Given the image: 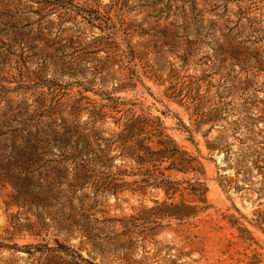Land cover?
Returning a JSON list of instances; mask_svg holds the SVG:
<instances>
[{
    "label": "rangeland",
    "instance_id": "obj_1",
    "mask_svg": "<svg viewBox=\"0 0 264 264\" xmlns=\"http://www.w3.org/2000/svg\"><path fill=\"white\" fill-rule=\"evenodd\" d=\"M133 117L200 161L157 163L177 193L140 189ZM256 151L264 0H0V264H264Z\"/></svg>",
    "mask_w": 264,
    "mask_h": 264
},
{
    "label": "trees",
    "instance_id": "obj_2",
    "mask_svg": "<svg viewBox=\"0 0 264 264\" xmlns=\"http://www.w3.org/2000/svg\"><path fill=\"white\" fill-rule=\"evenodd\" d=\"M139 119L131 118L125 124V140L122 142L123 151H127L132 157H134L139 165L138 174L144 176V179L141 181L140 189H144L143 187L149 186L151 184L157 187H163L167 193L170 195L171 192L177 193L179 188L177 187L179 184L174 183L167 180H162L158 182V177H164L162 173L159 162L163 161V158H167L173 160L171 169H177L182 172H200L202 165L197 157L191 156L188 152H183L179 149V146L175 144L174 140H172L169 136L164 135L162 131L158 129V132L154 134V136L160 137L159 144L163 147V150L159 152H153L149 147L145 145L146 139H140L141 130L143 127H138ZM151 138V137H150ZM148 138V139H150ZM261 150V149H260ZM256 154L259 158L258 161L254 163L255 168L262 170L264 167L260 164L262 162L261 151H256ZM190 191L193 195H195L198 201L207 203L205 198L207 194V188L203 183L197 181L194 184H190ZM185 210L193 211L197 210V208H191L188 206H182ZM176 213V212H174ZM190 213L185 214V212L179 214V217H189Z\"/></svg>",
    "mask_w": 264,
    "mask_h": 264
}]
</instances>
